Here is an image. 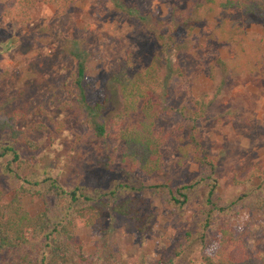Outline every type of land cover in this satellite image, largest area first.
I'll list each match as a JSON object with an SVG mask.
<instances>
[{
	"label": "rangeland",
	"instance_id": "1",
	"mask_svg": "<svg viewBox=\"0 0 264 264\" xmlns=\"http://www.w3.org/2000/svg\"><path fill=\"white\" fill-rule=\"evenodd\" d=\"M3 1L0 0V112H20L14 128L22 130L35 147L30 149L20 139L10 138L6 130H0V144L11 145L21 159L56 176L65 188L111 187L118 178L120 141L109 129L102 139L90 138L89 126L81 124L72 112L59 108L67 99L65 80L75 67L67 47L72 41L78 43L91 85L88 99L99 101L107 94L111 107L116 108L118 94L109 75L126 57L132 64L129 72L138 71L158 47L152 27L139 16L169 18L174 8L184 7L185 0H77L63 13L39 2L23 24L2 15ZM254 1L262 7V18L251 16L253 22H244L234 15L241 18L245 53L251 59L245 71L235 72L222 65V61L234 60L235 45L217 40L214 15L205 16L190 33L176 31V62L182 75L170 77L166 101L187 110L194 108L195 101L205 104L195 127L205 153L216 158V196L221 202L232 200L245 189L232 183L233 175L237 173L242 178L248 168L264 163V0ZM138 117L135 113L130 122ZM154 125L165 136L160 147L161 169L154 180L167 178L172 185L188 182L198 173L192 159L178 150L187 138L188 120L174 112L160 115ZM141 176L145 181L149 179ZM16 185V180L0 171V203L11 199ZM204 191V187L199 188L196 196ZM129 196L139 201L153 222L144 233L132 226L118 225L111 236L113 244L127 260L174 259L178 245L193 230L198 199L190 201L183 215L178 216L148 190L125 193V197ZM21 202L29 214L41 209L38 200L30 202L25 197ZM230 222L236 228L258 225L253 233L263 246L262 213L239 207ZM102 238L91 228L78 227L73 232V239L81 244L86 257ZM212 251L210 248L202 253L209 256ZM202 253L185 254L190 260L181 264H206Z\"/></svg>",
	"mask_w": 264,
	"mask_h": 264
},
{
	"label": "trees",
	"instance_id": "2",
	"mask_svg": "<svg viewBox=\"0 0 264 264\" xmlns=\"http://www.w3.org/2000/svg\"><path fill=\"white\" fill-rule=\"evenodd\" d=\"M76 1L4 0L1 13L23 24L29 20L36 3L49 4L56 12L63 13ZM236 14L244 22H253L251 16L262 18L263 10L254 0H185L184 7L174 8L169 18L139 16L152 27L158 47L138 71L129 72L132 64L126 57L109 75L118 94L116 108L111 107L107 94L99 101L88 99L91 85L86 78V65L78 43L71 42L67 52L75 60V67L65 80L67 99L59 108L72 112L81 124L89 126L90 138L102 139L111 130L121 143L118 178L106 189L82 185L65 188L56 176L21 159L11 145L0 144V171L17 181L11 199L0 203V264H181L190 260L185 254L202 253L210 248H213L211 255L200 254L206 264H264V242L260 247L253 233L259 226L251 223L236 228L230 222V217L243 206L264 215V163L248 168L242 178L237 173L233 175L232 183L245 189L232 200L221 202L216 196V158L205 153L195 127L205 104L195 101L194 108L187 110L166 101L170 77L182 75L176 62L179 48L176 31L190 33L207 15L216 18L217 40L235 45L234 60L222 61L224 68L235 72L246 70L251 59L245 53L241 18H235ZM174 112L189 122L187 138L178 150L198 167L194 177L178 185H172L167 178L154 180L161 169L160 147L165 141V136L155 129V120ZM135 113L138 119L130 122ZM19 116L17 110L0 112V130H6L10 138L20 139L31 149L34 143L25 138L22 130L14 128ZM141 175L149 179L145 181ZM252 178L257 182L251 184ZM202 187L204 194L196 196ZM143 190L158 196L165 208L178 216L183 215L190 201L198 199L193 230L178 245L174 259L127 260L112 242L111 236L118 225L132 226L143 233L152 225L151 214L142 210L139 201L125 197V193ZM25 197L30 202L38 200L41 209L29 214L22 207L21 200ZM78 227L97 230L103 236L89 257L83 255L81 244L73 239Z\"/></svg>",
	"mask_w": 264,
	"mask_h": 264
}]
</instances>
